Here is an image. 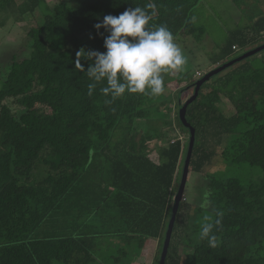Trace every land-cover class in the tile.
<instances>
[{
  "label": "trees",
  "instance_id": "trees-1",
  "mask_svg": "<svg viewBox=\"0 0 264 264\" xmlns=\"http://www.w3.org/2000/svg\"><path fill=\"white\" fill-rule=\"evenodd\" d=\"M79 1L78 7L69 0L50 7L48 0H0V28L13 15L18 23L41 7L49 11L27 32L34 55L10 69L0 85V264H92L103 236L118 237L116 251L126 255L149 238L158 239L153 264H159L189 129L178 114L173 119L188 135L186 141L175 133L168 138L166 120L146 131V94L126 92L106 103L111 97L100 92L104 81L89 96L92 81L75 68V53L82 46L106 51L94 24L106 14L150 2L156 14L148 27L166 25L175 38L201 36L204 28L192 19L200 0ZM263 43L264 11L231 31L216 66ZM263 54L259 61L249 57L210 78L186 112L196 130L188 177L191 172L207 176L205 168L219 156L259 166L263 178L245 184L236 177L209 176L213 220L217 210L223 213L221 226L213 230L215 248L199 238L198 224L188 221L183 197L165 264H181L180 246L191 251L187 264H264ZM196 80L177 91L180 107L182 92H194ZM222 95L235 108L230 116L219 106ZM152 140L160 141L155 150L149 149ZM41 171L46 173L40 176ZM103 212L118 225L104 229V217V228L97 225L94 216Z\"/></svg>",
  "mask_w": 264,
  "mask_h": 264
},
{
  "label": "rangeland",
  "instance_id": "rangeland-1",
  "mask_svg": "<svg viewBox=\"0 0 264 264\" xmlns=\"http://www.w3.org/2000/svg\"><path fill=\"white\" fill-rule=\"evenodd\" d=\"M60 1L63 0H48L49 6L53 7ZM69 1L74 7L80 5L79 0ZM263 11L264 0H200L193 10L192 19L196 26L204 28L203 34L198 37L190 34L177 36L175 38V42L181 47L183 54L187 58V63L181 72L163 74L165 91L162 95L158 97L147 95L144 104V107L149 111L148 118L146 119L148 122L146 131H154L159 128V126L161 128V125H163L166 120L170 122L169 128L166 129L169 130L168 138L170 136L173 137L175 133L177 136H180L182 140H187L188 135L181 133L182 131L179 129L177 121L173 119V115H178L180 110V106L177 102L179 99V93L177 91L190 80L197 79V77L194 76L197 70L204 74L212 69L213 66L215 67V61L218 59L222 47L230 37L231 31L245 26L249 23L251 15L253 16ZM47 12L49 11L45 9V7H41L35 14L27 13L24 15L22 22L18 23L15 21L16 15H13V17H9V21H7L5 26L0 28V85L10 69L34 55V46L27 32L30 27L43 23ZM237 50L238 48L236 52L240 51ZM261 54L250 57V60L254 59L255 61H259L262 56ZM181 80L185 82V85L184 83L182 85L179 84ZM182 93L185 101L192 95L193 90L187 89ZM7 102L13 109L16 110L18 108L16 104L12 103L11 99ZM219 106L226 116H230L235 112L232 102L226 96L222 95V101ZM173 129L176 130V132H174ZM157 142L159 143L160 141L152 140L148 142L149 149L155 150ZM162 143L165 142L162 141ZM44 173L46 172L41 171L40 176L44 175ZM204 173H206L207 176L191 172L184 193L185 199L187 198V209L184 210L186 214H190L188 221L198 224L199 228L200 225L205 222V216L213 217V211L210 207H200L204 194L210 193L208 189L209 176H214L216 178L236 177L241 179L245 184L259 183L263 178V170L259 166H251L247 163H232L219 156L205 168ZM71 210L76 209L72 208ZM114 211L115 210H111L110 212L113 213ZM103 217L108 219L109 216L106 212H103L101 217L98 218L101 219V222L97 225H100L102 228H104L102 221ZM70 221H72V218ZM104 229H107V227ZM196 240L194 239L193 243ZM117 247H120V239H109L106 236L99 237L95 252L97 260L92 264H141L137 261L139 257L142 262H146L147 255L150 256L149 250H147L148 252L144 250L142 255V249L140 250L141 252L138 251L140 253L135 252L136 254L128 250V255H126L116 251ZM179 254L181 255V264H187L191 257V251L180 246Z\"/></svg>",
  "mask_w": 264,
  "mask_h": 264
},
{
  "label": "clouds",
  "instance_id": "clouds-1",
  "mask_svg": "<svg viewBox=\"0 0 264 264\" xmlns=\"http://www.w3.org/2000/svg\"><path fill=\"white\" fill-rule=\"evenodd\" d=\"M148 10H151L150 12ZM156 14L155 3L144 7H128L118 15L106 14L94 24L96 34L103 37L106 51L81 47L75 53V68L84 72L91 83L87 85L92 96L97 84L106 81L100 88L111 103L126 92L158 97L165 91L164 73L181 72L187 63L181 47L166 25L148 27ZM108 33L106 36L100 29ZM94 38L90 35V39ZM81 61L87 62V67ZM211 193H205L200 207L208 208ZM187 199V198H186ZM205 216L200 225L199 238L215 248L217 237L214 229L221 226L223 213L216 211Z\"/></svg>",
  "mask_w": 264,
  "mask_h": 264
},
{
  "label": "water",
  "instance_id": "water-1",
  "mask_svg": "<svg viewBox=\"0 0 264 264\" xmlns=\"http://www.w3.org/2000/svg\"><path fill=\"white\" fill-rule=\"evenodd\" d=\"M262 50H264V43L254 47V48H251L249 50H246V51L242 52L241 54L237 55L236 57H234V58H232V59H230V60H228L222 64H219V65L213 67L212 69H210L209 71H207L206 73H204L199 79L196 80L194 92L192 93V95L189 98H187L185 100L184 104L180 107V110H179L180 120H181L182 124L189 129V145H188L186 159H185V163H184V167H183L181 182H180V185L178 188V192L174 198L173 210H172L170 222L168 225V229L166 232L165 241H164V245H163L159 264H165V262H166V257H167L168 249L170 246L171 237L173 234V229L175 226L179 205H180V202L183 199V196L185 193V188H186V184H187V180H188V173H189V169H190V163H191L194 145H195L196 130L188 122V120L186 118L187 107L191 102H193L197 98L202 85L205 84L210 78H212L214 75L228 69L232 65L239 63L240 61L247 59L250 56H252V55H254V54H256Z\"/></svg>",
  "mask_w": 264,
  "mask_h": 264
},
{
  "label": "crops",
  "instance_id": "crops-1",
  "mask_svg": "<svg viewBox=\"0 0 264 264\" xmlns=\"http://www.w3.org/2000/svg\"><path fill=\"white\" fill-rule=\"evenodd\" d=\"M215 66H216V64H215ZM214 67V66H213ZM184 83V85H185V82L183 81V80H181V83H179L180 85H182ZM107 213V212H106ZM94 221L96 222V223H99V222H101V220L99 219H96V217L94 216ZM90 221H92V219L90 220ZM104 225H105V227H111V228H114L116 225H118V223H114L112 220H111V217H108V219H105V217H104ZM110 239H119L118 237H111ZM148 247H149V249H148ZM157 247H158V239H154V238H149L147 241H146V243L144 244V247L143 248H141L142 249V252L140 251L141 249H135V252L137 253L138 251H140L141 252V255H142V253H143V251L145 250V251H147V250H149V255L150 256H148L147 255V259H146V262L145 261H141V259H137V261L139 262V263H141V264H153V261H154V258H155V254H156V251H157ZM134 252V253H135ZM140 252H138V253H140ZM148 252V251H147ZM135 253V254H136ZM143 257H146V256H143ZM137 261H135V262H137ZM137 262V263H138Z\"/></svg>",
  "mask_w": 264,
  "mask_h": 264
},
{
  "label": "built area",
  "instance_id": "built-area-1",
  "mask_svg": "<svg viewBox=\"0 0 264 264\" xmlns=\"http://www.w3.org/2000/svg\"><path fill=\"white\" fill-rule=\"evenodd\" d=\"M234 49H237V47H234ZM195 77L199 78L202 76V73L200 71H196L195 74H194ZM180 138V137H179Z\"/></svg>",
  "mask_w": 264,
  "mask_h": 264
},
{
  "label": "bare ground",
  "instance_id": "bare-ground-1",
  "mask_svg": "<svg viewBox=\"0 0 264 264\" xmlns=\"http://www.w3.org/2000/svg\"><path fill=\"white\" fill-rule=\"evenodd\" d=\"M184 197V196H183Z\"/></svg>",
  "mask_w": 264,
  "mask_h": 264
}]
</instances>
